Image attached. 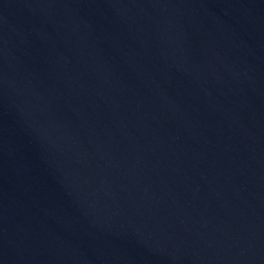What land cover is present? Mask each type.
I'll list each match as a JSON object with an SVG mask.
<instances>
[{"label": "water", "instance_id": "obj_1", "mask_svg": "<svg viewBox=\"0 0 264 264\" xmlns=\"http://www.w3.org/2000/svg\"><path fill=\"white\" fill-rule=\"evenodd\" d=\"M0 264H264V0H0Z\"/></svg>", "mask_w": 264, "mask_h": 264}]
</instances>
